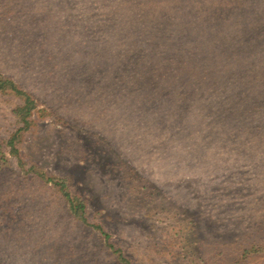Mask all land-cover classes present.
<instances>
[{
	"label": "rangeland",
	"instance_id": "1",
	"mask_svg": "<svg viewBox=\"0 0 264 264\" xmlns=\"http://www.w3.org/2000/svg\"><path fill=\"white\" fill-rule=\"evenodd\" d=\"M0 78V264H264V0H0Z\"/></svg>",
	"mask_w": 264,
	"mask_h": 264
},
{
	"label": "trees",
	"instance_id": "2",
	"mask_svg": "<svg viewBox=\"0 0 264 264\" xmlns=\"http://www.w3.org/2000/svg\"><path fill=\"white\" fill-rule=\"evenodd\" d=\"M5 87H9L12 90H15L16 92L20 93L21 95L25 96L24 99V103L23 106H20L19 109L16 111V114L18 115V117H21L24 121V123L29 122L27 117L31 114V111L34 107V100L30 98V96L22 91L21 89H19L16 86V83L13 80H9V79H1L0 78V88H5ZM246 119V118H245ZM17 138V132L14 133L11 138L7 141V143L9 144V146L12 148L13 151L16 150L15 147V139ZM51 178H48V180H50ZM59 188L62 192V194L65 196V198L67 199L70 209L72 212H74L75 214L79 213L80 210H82V208H84V205L81 203H76L75 199L71 196L66 183L61 182L59 185ZM102 231V233L104 234L105 239H109V235L107 233H105V231H103L102 229H100ZM108 245L114 250V252H118V257L120 258V260L122 262H126V258L124 257V255L117 251L116 249H114L113 244H111L110 242H108Z\"/></svg>",
	"mask_w": 264,
	"mask_h": 264
}]
</instances>
